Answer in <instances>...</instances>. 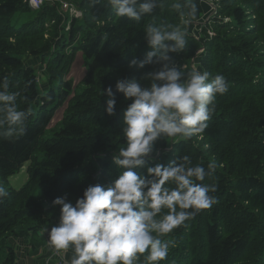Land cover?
Wrapping results in <instances>:
<instances>
[{"label":"trees","instance_id":"1","mask_svg":"<svg viewBox=\"0 0 264 264\" xmlns=\"http://www.w3.org/2000/svg\"><path fill=\"white\" fill-rule=\"evenodd\" d=\"M75 1L81 11L77 18L62 16L59 3L31 9L26 0H0V94L14 95L11 105L17 111L30 110L20 135L16 129L21 125L7 122L0 100V186L22 167L26 172L19 188L7 186V195L0 196V264H15L13 240L28 239L32 254L44 245V229L60 220L61 206L54 199L75 204L87 187H112L125 170L113 157L126 147L123 112L131 100L117 91L116 82L135 78L148 87L145 74L165 70V65L182 71L183 80L192 60L198 70L212 74L208 82L224 76L227 92L217 94L202 135L178 143L162 135L143 157L145 163L133 170L152 179L146 169L157 163L199 164L206 175L197 183L216 184L217 191L208 195L218 202L162 238L178 243L169 245L167 259L159 264H264V0H214L213 15L202 23H196L203 15L201 0H137V10L142 2L154 4L139 21L117 16L109 0ZM177 3L179 11L172 7ZM181 13L187 24L181 23ZM149 24L183 33L186 47L168 51V60L160 59L163 50L157 49L152 62L140 66L153 51ZM192 24L199 37L188 30ZM78 51L85 72L74 84L65 76ZM36 58L46 88L28 62ZM133 59L136 64H130ZM109 87L114 115L106 111L107 92L101 94ZM64 104L59 128L43 138Z\"/></svg>","mask_w":264,"mask_h":264},{"label":"clouds","instance_id":"2","mask_svg":"<svg viewBox=\"0 0 264 264\" xmlns=\"http://www.w3.org/2000/svg\"><path fill=\"white\" fill-rule=\"evenodd\" d=\"M109 3L117 16L135 21L154 7L152 2H142L137 10V0H109ZM172 7L179 11L181 5ZM194 12L195 6L190 15L194 16ZM188 22L181 13V23ZM147 36L153 51L147 53L140 66L152 62L157 49L163 50L160 59L168 60V51L183 49L187 43L183 33L151 24L147 26ZM166 40L176 43L166 45ZM136 63L135 59L130 62ZM211 75L194 66L181 80L182 71L165 65V70L145 74L144 78L150 80L148 87H141L135 78L116 82L117 91L131 100L123 112L122 134L126 147H120L118 156L113 157L125 170L113 181L112 187L104 188L100 184L87 187L75 204L61 197L53 200V204L61 206L60 222L50 230L44 229L49 247L57 253H66L72 248L70 264H136L141 257H144L142 264H159L167 259L169 245L175 248L178 242L175 239L165 242L162 238L217 203L216 197L208 195L209 191H217V186L197 183L206 175L199 164L157 163L146 169L152 179H145L133 169L145 163L143 157L153 152L154 142L162 135L166 142L170 139L178 143L204 133L215 110L213 102L217 94L228 90L224 76L216 75L208 82ZM158 80L163 83L157 84ZM105 92L109 97L106 111L114 115V94L110 87L101 90V94ZM14 99V95L0 94V100L5 102V119L9 124H20L16 132L22 135L23 122L30 110L17 111L11 105ZM3 123L0 121V125ZM7 135H12L11 129ZM183 159L189 161L188 156ZM5 195L6 189L0 186V196Z\"/></svg>","mask_w":264,"mask_h":264},{"label":"rangeland","instance_id":"3","mask_svg":"<svg viewBox=\"0 0 264 264\" xmlns=\"http://www.w3.org/2000/svg\"><path fill=\"white\" fill-rule=\"evenodd\" d=\"M60 0H51L50 4H57ZM63 4L64 6H61L58 8L59 13L66 17L69 16V18H71V15L69 13L70 10L74 8H77L78 6L76 5V1L75 0H63ZM75 1V2H74ZM202 1V8H203V15H201V18L197 21V22H203L205 19L207 20L210 16L213 15L214 11H215V6L217 4V2H214V0H201ZM77 18V17H76ZM191 24V23H190ZM188 30L195 36V37H199L198 34L200 32V30L198 29V27L194 24H192V26L188 27ZM70 48H67V51H69ZM202 49H198L197 52H200ZM28 62L30 63V65H32L34 68H36V70L39 72V77H40V82L42 83L43 88H46L47 84L45 82V77L43 75V68L41 69L40 66V60L39 59H29ZM193 60H192V67H194L193 65ZM196 67V66H195ZM41 69V70H40ZM85 72V65H84V58L83 55L81 53V51H78L75 56L74 59L71 63V66L69 68V71L67 72L65 77H69L74 81V84H77L83 74ZM66 104L62 105L61 107H59L56 112L54 117L52 118V120L50 121L49 125L46 127L45 131L42 133V137L43 138H48L50 137L53 132L55 130H57L59 128V121L62 118L64 109H65ZM26 179V172H25V167H22L16 174L10 176L3 184L2 186L4 188H6L7 186L9 187H14V188H19L23 182ZM24 240L26 241V243L24 242ZM14 245H16V253H17V260H16V264H20L21 262L19 261L20 257H27L29 256L28 252L30 251V249L28 247H30V243L28 239H16L13 240ZM55 249L52 250V257L55 256ZM30 257V256H29ZM56 259L55 264H57L58 262V257H54ZM45 259V263L48 261ZM51 261V260H49Z\"/></svg>","mask_w":264,"mask_h":264},{"label":"crops","instance_id":"4","mask_svg":"<svg viewBox=\"0 0 264 264\" xmlns=\"http://www.w3.org/2000/svg\"><path fill=\"white\" fill-rule=\"evenodd\" d=\"M60 220L57 223V226L59 224ZM46 242L44 243V245L35 253L32 254L30 251L28 252L29 256L27 257H20L19 261L21 262L20 264H55L56 259L53 256L52 257V250H54L53 248L49 247L47 244V239H48V233L46 234ZM24 242L26 243V241L24 240ZM30 249V247H28ZM37 254V255H36ZM60 257L70 261L73 255V249L69 248V250L65 253V252H59ZM48 261V263H45V259ZM58 259V258H57ZM51 260V261H49ZM18 261V260H17Z\"/></svg>","mask_w":264,"mask_h":264},{"label":"built area","instance_id":"5","mask_svg":"<svg viewBox=\"0 0 264 264\" xmlns=\"http://www.w3.org/2000/svg\"><path fill=\"white\" fill-rule=\"evenodd\" d=\"M50 1L51 0H27V3L29 5V7H31L32 9H37L41 5H43L44 3H49ZM69 13H70V15H73V16H80L81 15V13L74 7L72 10L69 11ZM55 254L58 255V253L56 251H55ZM57 264H70V263L63 258H59Z\"/></svg>","mask_w":264,"mask_h":264},{"label":"water","instance_id":"6","mask_svg":"<svg viewBox=\"0 0 264 264\" xmlns=\"http://www.w3.org/2000/svg\"><path fill=\"white\" fill-rule=\"evenodd\" d=\"M206 20V19H205ZM196 23H198V22H196Z\"/></svg>","mask_w":264,"mask_h":264}]
</instances>
